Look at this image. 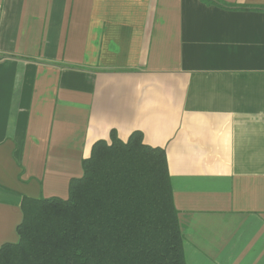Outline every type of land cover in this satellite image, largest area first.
<instances>
[{
	"label": "crops",
	"instance_id": "0c3cea01",
	"mask_svg": "<svg viewBox=\"0 0 264 264\" xmlns=\"http://www.w3.org/2000/svg\"><path fill=\"white\" fill-rule=\"evenodd\" d=\"M0 0V247L111 132L164 149L185 264H264V0Z\"/></svg>",
	"mask_w": 264,
	"mask_h": 264
},
{
	"label": "trees",
	"instance_id": "16d2710c",
	"mask_svg": "<svg viewBox=\"0 0 264 264\" xmlns=\"http://www.w3.org/2000/svg\"><path fill=\"white\" fill-rule=\"evenodd\" d=\"M21 210L0 264H185L165 151L140 132L95 142L66 199L24 198Z\"/></svg>",
	"mask_w": 264,
	"mask_h": 264
}]
</instances>
